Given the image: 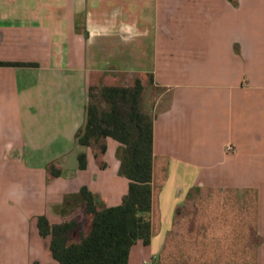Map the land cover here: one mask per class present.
Wrapping results in <instances>:
<instances>
[{"label":"crops","instance_id":"crops-1","mask_svg":"<svg viewBox=\"0 0 264 264\" xmlns=\"http://www.w3.org/2000/svg\"><path fill=\"white\" fill-rule=\"evenodd\" d=\"M0 62L21 63L0 64V264H60L39 216L80 222L82 186L127 194L120 142L76 137L114 73L154 116L151 241L128 264H264V0H0Z\"/></svg>","mask_w":264,"mask_h":264},{"label":"trees","instance_id":"trees-1","mask_svg":"<svg viewBox=\"0 0 264 264\" xmlns=\"http://www.w3.org/2000/svg\"><path fill=\"white\" fill-rule=\"evenodd\" d=\"M144 88L140 77L128 86L104 85L97 93L94 86L89 88L86 121L77 140L99 153H105L107 137L119 141L118 174L129 179V189L119 205L100 207L94 194L82 186L77 199L89 222L87 231L76 219L51 225L45 215L39 216L40 234H51L53 257L60 264H128L131 247L138 240L151 241L154 116L144 107ZM79 166H87L85 152L79 154ZM59 173L55 169L54 174Z\"/></svg>","mask_w":264,"mask_h":264},{"label":"rangeland","instance_id":"rangeland-1","mask_svg":"<svg viewBox=\"0 0 264 264\" xmlns=\"http://www.w3.org/2000/svg\"><path fill=\"white\" fill-rule=\"evenodd\" d=\"M134 83V78L129 77L127 74H113L112 76L102 75L99 79H96V81L93 83L94 86V93L99 92L100 87L104 85H132ZM96 153H98V149L95 147H92ZM83 213L80 214L79 217H81V224H82V230L86 231L88 229V220H86V214L84 210H82ZM79 234L78 231L75 232V235L77 236Z\"/></svg>","mask_w":264,"mask_h":264},{"label":"built area","instance_id":"built-area-1","mask_svg":"<svg viewBox=\"0 0 264 264\" xmlns=\"http://www.w3.org/2000/svg\"><path fill=\"white\" fill-rule=\"evenodd\" d=\"M226 149H227V151H232L233 147L231 145H227Z\"/></svg>","mask_w":264,"mask_h":264}]
</instances>
